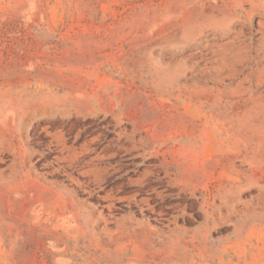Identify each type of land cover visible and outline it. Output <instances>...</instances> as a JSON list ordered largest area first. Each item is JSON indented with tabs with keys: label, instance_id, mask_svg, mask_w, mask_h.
Listing matches in <instances>:
<instances>
[{
	"label": "rangeland",
	"instance_id": "rangeland-1",
	"mask_svg": "<svg viewBox=\"0 0 264 264\" xmlns=\"http://www.w3.org/2000/svg\"><path fill=\"white\" fill-rule=\"evenodd\" d=\"M0 264H264V0H0Z\"/></svg>",
	"mask_w": 264,
	"mask_h": 264
}]
</instances>
